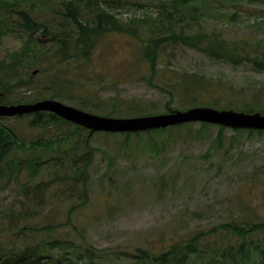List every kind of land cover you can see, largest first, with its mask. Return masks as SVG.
<instances>
[{"label":"rangeland","instance_id":"1","mask_svg":"<svg viewBox=\"0 0 264 264\" xmlns=\"http://www.w3.org/2000/svg\"><path fill=\"white\" fill-rule=\"evenodd\" d=\"M131 2L133 5L118 12L119 17L127 24L145 21L129 26L134 35H106L88 61L67 64L68 72L72 71L69 79L75 83L73 90L79 100L73 102L76 106L60 100L62 103L113 118L167 114L165 110H173L177 103L170 104L169 96L154 84L168 87L171 76L177 72L203 75L215 81L222 92L214 95L215 99L208 96L202 101L217 102V110L228 108L229 101H233L232 109L241 108L251 93L261 88L264 92V72H257L247 64L235 66L220 62L173 43L159 56L160 80L151 79L143 42L152 37L147 24L149 16L156 18L158 12L149 0ZM242 3L238 5L239 11L228 9L226 3L220 6L223 12L237 14L235 25L204 24L203 31H221L230 40L264 39L263 29H253L255 22L263 20L256 21L250 16L264 15V0H243ZM59 9L60 3L54 4L49 12L41 7L43 13L38 16L42 20L51 19L52 10ZM26 40L27 37L0 35V57L5 59L9 53L18 51ZM35 75L34 84L44 80L43 76ZM24 95L25 89H13L8 102L0 105L17 104ZM81 101L85 108L78 106L83 105ZM97 104L100 109L96 108ZM114 105L118 109L110 113ZM127 106L131 109H125ZM5 123L15 127L27 143L36 138L52 139L68 129L66 126L52 128L36 135L29 129L27 118L15 116ZM190 124V128H175L170 146L162 150L139 142L134 135L128 142L122 135H94L91 143L97 154L89 169V201L75 209L82 199L68 187L72 180L58 177L61 171L64 173L58 159L67 164V157L59 155L55 148V152L47 155L51 165L35 181L42 184L40 189L33 187L37 197L24 190L26 174L2 184L0 248L22 250L42 241L61 239L71 242L68 253L77 248L75 255L85 256L93 264H127L122 261L126 256L123 252L136 253L142 248L161 254L176 242L194 235L206 236L202 244L216 247L219 243L226 244L219 236L224 235L219 232L222 225L241 216L252 223L264 222V137L255 136L250 141L239 139L233 144L230 137L234 133L229 129L225 132V149L205 158L202 156L218 128H209L199 136L195 131L201 124ZM143 140L147 141L145 135ZM16 157L13 154L9 160L14 161ZM107 159L112 160L110 169ZM212 230L219 231L210 235ZM89 244L94 246V251H87Z\"/></svg>","mask_w":264,"mask_h":264},{"label":"trees","instance_id":"2","mask_svg":"<svg viewBox=\"0 0 264 264\" xmlns=\"http://www.w3.org/2000/svg\"><path fill=\"white\" fill-rule=\"evenodd\" d=\"M113 1L115 2L106 0H0V35L27 37L26 42L18 51L9 53L5 59L0 57V104L8 102L13 89L23 88L25 97L17 104L56 99L76 106L73 102L79 99L76 91L73 90L75 83L72 84L69 79L72 71L68 72L66 65L88 61L100 40L108 33L134 35L129 26L145 21L134 20L127 24L122 17H118V12L124 10L125 6L128 8V5H133L131 0ZM149 1L153 3L158 12L156 18L149 16L147 24L151 28L152 37L143 42L144 59L149 65L151 79L160 80L159 56L166 53V47L172 43L195 50L220 62L235 66L247 64L257 72H264L263 38L230 40L221 31H203L206 26L204 24L218 22L223 23L225 27L235 25L237 14L223 12L220 6L226 3L228 9L237 11L241 7L238 5H242L243 0ZM56 3L61 4V9L52 10L51 19L42 20L38 16L43 13L40 10L41 7H44L45 12H49V9ZM259 14L250 15L256 21L263 20L255 22L254 30L256 28L264 30V15ZM35 74L43 76L44 80L34 84L37 78ZM154 86L169 96L170 104L177 103V106H180L172 108L174 110H188L193 107L217 109L219 107L217 102L207 104L202 101L208 96L215 99L217 97L214 95L222 92L215 81L206 79L203 75L177 72L176 75L171 76V83L167 84L168 87L157 83ZM262 89L251 93L249 101L241 108L233 106L234 109H232L230 106L233 101H229L226 106L228 108L218 110H235L249 114L259 112L264 115ZM78 106L86 107L84 102L83 105ZM96 106L100 109L99 104ZM112 107L110 113H115L118 107L117 105ZM165 112L167 113V110ZM16 118H27L29 129L36 135L52 130V128L66 126L68 129L62 134L54 135L52 139L36 138L27 143L15 127L5 123V120L9 118L0 117V191L2 184L6 181L26 174L28 180L25 182L24 190L26 193L31 191L33 197H37L35 195L37 191H34L33 187L40 189L42 184L35 181L44 169L51 165V158H47V155L55 152L57 148L59 155L67 157V164L58 159V162H61L60 168L64 169V173L61 171L58 177L61 180L67 178L72 180L71 187H68L82 199L81 204L74 206V209L84 206L89 201V169L97 154L91 143L94 135H122L127 142L134 135L137 136L139 142L162 150L167 145L170 146L175 128L191 127V124H183L137 133L98 132L89 137V130L50 112H38ZM200 124L201 128L195 131L199 136H202L203 132L209 128H218L216 137L202 157L209 158L215 152L225 149V132L229 129L206 123ZM231 131L234 133L230 137L233 144L239 139L250 141L255 136L264 137V131L240 129ZM144 135L147 138L146 142L143 140ZM159 135L161 136L158 142ZM13 154L17 157L14 161H10L9 158ZM110 162L112 160L107 159L109 169L111 168ZM0 216H2L1 211ZM218 231L212 230L209 234H216ZM219 232L224 234L219 236L226 244L219 243L216 247L209 248L202 244L206 236L194 235L176 242L167 252L161 254H154L142 248H139L136 253L123 252L126 256L122 258V261L127 264H264V222L252 223L241 216L237 221L222 225ZM70 243L67 240L54 239L42 241L36 246L25 247L22 250L0 248V264H93L86 261L85 256H76L75 252L79 251L77 248L72 254L68 253L67 248ZM94 250V246L89 244L87 251Z\"/></svg>","mask_w":264,"mask_h":264},{"label":"water","instance_id":"3","mask_svg":"<svg viewBox=\"0 0 264 264\" xmlns=\"http://www.w3.org/2000/svg\"><path fill=\"white\" fill-rule=\"evenodd\" d=\"M38 112L53 113L74 125L85 128L90 131L89 137L97 132L137 133L198 122L231 130L264 131V115L261 113L249 114L209 107H195L185 111L171 110L167 114L137 118H113L87 113L55 99L26 104L0 105V117L11 118Z\"/></svg>","mask_w":264,"mask_h":264},{"label":"flooded vegetation","instance_id":"4","mask_svg":"<svg viewBox=\"0 0 264 264\" xmlns=\"http://www.w3.org/2000/svg\"><path fill=\"white\" fill-rule=\"evenodd\" d=\"M106 1H108V2H115V1H113V0H106ZM118 16V15H117ZM119 17V16H118ZM112 34H115V33H113V32H111V33H108L107 35H112Z\"/></svg>","mask_w":264,"mask_h":264}]
</instances>
